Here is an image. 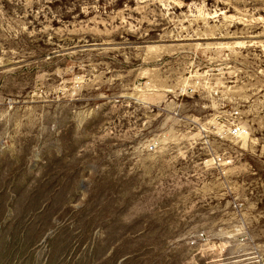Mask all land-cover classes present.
<instances>
[{"label": "rangeland", "instance_id": "obj_1", "mask_svg": "<svg viewBox=\"0 0 264 264\" xmlns=\"http://www.w3.org/2000/svg\"><path fill=\"white\" fill-rule=\"evenodd\" d=\"M0 264H264V0H0Z\"/></svg>", "mask_w": 264, "mask_h": 264}]
</instances>
